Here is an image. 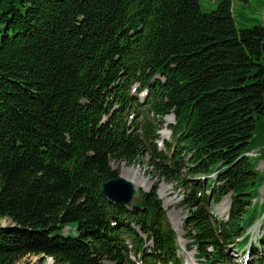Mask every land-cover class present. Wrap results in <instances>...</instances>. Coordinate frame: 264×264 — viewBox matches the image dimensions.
<instances>
[{
    "label": "trees",
    "instance_id": "16d2710c",
    "mask_svg": "<svg viewBox=\"0 0 264 264\" xmlns=\"http://www.w3.org/2000/svg\"><path fill=\"white\" fill-rule=\"evenodd\" d=\"M142 157L181 189L197 262L247 248L264 213V26L236 29L231 0L210 13L199 0H0V264H183L157 184L129 208L100 194L112 164ZM258 248L252 264L264 234Z\"/></svg>",
    "mask_w": 264,
    "mask_h": 264
},
{
    "label": "rangeland",
    "instance_id": "374dc122",
    "mask_svg": "<svg viewBox=\"0 0 264 264\" xmlns=\"http://www.w3.org/2000/svg\"><path fill=\"white\" fill-rule=\"evenodd\" d=\"M218 2L219 0H199L202 13H210L215 10ZM231 5L236 29H248L258 25L264 26V0H249L247 3H241L238 0H231ZM166 124L170 125V123L168 124L167 122ZM162 131L165 132V129ZM164 135H166V139L160 140L169 141L170 133H167L166 131ZM256 153L257 152L255 151L251 155L255 156ZM141 162L142 164L139 165H126L124 163L112 164V168L118 171L119 176L131 181L136 190L141 189L148 192L154 185H158V197L162 201V206L166 212L167 219L177 236L178 257L182 260L183 264H200L196 261L195 251L193 249L189 250L187 242L183 239L185 233L183 229V221L186 218L187 212L180 205L182 194L181 189L176 188L175 184L158 182L151 173L152 171L148 166L147 158L142 157ZM256 167L259 172L263 173L264 177V160L259 161ZM226 199L230 201L229 198L226 197L219 204L212 206L210 209L212 215L217 220H226V215L229 210L227 208H229L230 205V202H228L227 207V204L225 203ZM253 202L257 206L264 204V183L259 191L258 197ZM257 224L248 228L246 231V235L249 238V244H251L255 250L254 248L251 250L247 248L244 249V253L242 250H237L235 246H230L227 250L229 257L227 264H252L254 255L259 251V240L264 234V213ZM9 225L10 222L7 219L0 220V227H7ZM73 229V226L70 225L66 228V232L72 236ZM67 233H64V235H67ZM17 264H53V260L51 258H43V256H28L21 259Z\"/></svg>",
    "mask_w": 264,
    "mask_h": 264
},
{
    "label": "water",
    "instance_id": "95a60500",
    "mask_svg": "<svg viewBox=\"0 0 264 264\" xmlns=\"http://www.w3.org/2000/svg\"><path fill=\"white\" fill-rule=\"evenodd\" d=\"M100 194L112 204L129 208L133 204L134 199L139 196V191L134 188L131 181L119 176L116 179L102 183Z\"/></svg>",
    "mask_w": 264,
    "mask_h": 264
},
{
    "label": "bare ground",
    "instance_id": "6f19581e",
    "mask_svg": "<svg viewBox=\"0 0 264 264\" xmlns=\"http://www.w3.org/2000/svg\"><path fill=\"white\" fill-rule=\"evenodd\" d=\"M166 122L169 124H171L172 122H173V119H172V117L171 116H169V117H167V119H165V124H166ZM167 125V124H166ZM165 129V132L167 131V133H168V130H166L167 128L166 127H164L162 130H164ZM161 130V131H162ZM160 131V135H161V139H166V135H164L165 134V132H161ZM165 137V138H164ZM228 199H226V201H225V203L227 204V207H228ZM228 209V208H227ZM258 225V224H257ZM178 242L180 243V241L178 240ZM189 264H191V263H189Z\"/></svg>",
    "mask_w": 264,
    "mask_h": 264
}]
</instances>
